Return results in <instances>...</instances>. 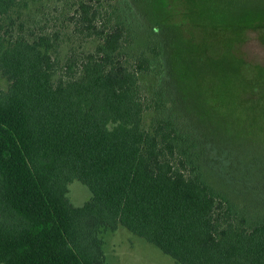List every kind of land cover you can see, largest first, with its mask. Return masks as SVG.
<instances>
[{
	"label": "trees",
	"instance_id": "16d2710c",
	"mask_svg": "<svg viewBox=\"0 0 264 264\" xmlns=\"http://www.w3.org/2000/svg\"><path fill=\"white\" fill-rule=\"evenodd\" d=\"M27 1L0 0V264H107L119 226L178 264H264V198L221 188L213 147L176 114L207 83L174 84L158 0H73L64 55L59 31L11 34ZM74 179L92 192L80 206Z\"/></svg>",
	"mask_w": 264,
	"mask_h": 264
},
{
	"label": "rangeland",
	"instance_id": "374dc122",
	"mask_svg": "<svg viewBox=\"0 0 264 264\" xmlns=\"http://www.w3.org/2000/svg\"><path fill=\"white\" fill-rule=\"evenodd\" d=\"M156 5V16L163 21V35L169 45L174 84L181 91L189 87L193 91L207 83L195 97L179 92L176 114L191 123L213 147L219 169L211 166L213 172L206 173L217 177L224 190H240L239 202L246 200L255 209L260 197L264 198L257 192L264 191L260 188L264 187V77H260L264 73V0H158ZM73 8V0H28L16 7L9 30L11 34L26 35L40 30L59 31L64 55L71 45L79 44L71 35ZM232 54L243 62L230 57ZM178 74L183 75V81ZM242 82L261 88L252 97L248 85L242 89ZM8 84L0 72V88ZM208 84L215 86L213 92L206 88ZM224 87L228 89L221 91ZM204 99L217 115L209 117ZM243 186L251 187L250 192L243 194ZM68 187L67 195L75 206L92 197L88 185L79 179ZM104 251L107 264H178L125 226L105 233Z\"/></svg>",
	"mask_w": 264,
	"mask_h": 264
}]
</instances>
